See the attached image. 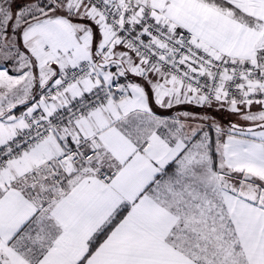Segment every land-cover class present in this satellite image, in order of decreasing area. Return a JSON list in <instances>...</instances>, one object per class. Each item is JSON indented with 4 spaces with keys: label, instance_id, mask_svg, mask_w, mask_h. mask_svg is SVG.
<instances>
[{
    "label": "snow or ice",
    "instance_id": "obj_1",
    "mask_svg": "<svg viewBox=\"0 0 264 264\" xmlns=\"http://www.w3.org/2000/svg\"><path fill=\"white\" fill-rule=\"evenodd\" d=\"M0 264H264V0H0Z\"/></svg>",
    "mask_w": 264,
    "mask_h": 264
}]
</instances>
